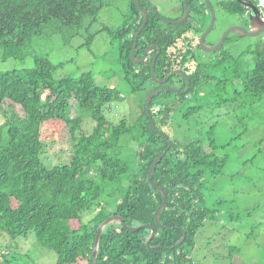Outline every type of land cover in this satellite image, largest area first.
Wrapping results in <instances>:
<instances>
[{"label": "trees", "instance_id": "16d2710c", "mask_svg": "<svg viewBox=\"0 0 264 264\" xmlns=\"http://www.w3.org/2000/svg\"><path fill=\"white\" fill-rule=\"evenodd\" d=\"M140 2L142 9L131 3L130 15L119 30L106 31L112 38L122 39L120 60L127 80L135 84L134 91L144 90L149 84H155L154 89L158 87L150 74L154 52L142 63L134 62L151 45L160 48L155 78L161 80L176 71V62L169 57L176 54L179 29L162 23L144 1ZM105 4L106 0H0L2 61L25 58L37 38L57 36L64 46L80 38L84 42L79 48L88 49L96 35L90 29ZM188 4L191 6V0ZM141 10L148 12V18L132 61L134 36L143 21ZM219 55L229 57L218 62L222 67L214 86L206 85L210 70L201 66L190 76L191 88L196 87V91L186 95L162 92L149 104L158 132L172 136L174 128H183L184 122L188 133L195 132L194 137L199 134L181 148L171 143L152 174L151 181L167 195L159 214L163 229L154 221L162 195L148 183L147 174L153 160L167 148V142L150 128L146 100L140 102L133 123L122 119L112 125L104 118L103 109L119 102L120 92L97 86L90 73L56 79L55 73L63 65L37 56L32 68L0 73V233L14 239L33 232L40 246L55 253V264H92L97 227L116 216L129 227H153L155 236L148 247L149 230L131 232L112 222L101 233L96 264H193L200 230L206 223L215 222L219 209L227 204L221 198L214 197L213 201L207 186L212 180L222 182L227 171L238 174L232 168L246 163L237 154L240 147H231L233 155L224 154L232 141L217 145V125L208 123L211 114L207 123L197 121L196 116L203 109L212 111L214 106L218 110L237 106L242 93L251 104L264 100V50L255 49L252 69L226 52ZM174 81L175 77L168 84ZM196 94L210 101L195 104ZM83 111L89 112L95 124L89 135L80 127ZM53 124L67 130L71 152L67 163L48 167L41 157L46 149L57 145L56 137L44 136L47 125ZM171 136L166 135L167 140ZM122 138L132 148L127 157L120 147ZM109 199L116 201L112 208ZM182 232L186 233L184 242L174 248ZM236 250L228 247V253ZM0 259V264H18L15 254H0Z\"/></svg>", "mask_w": 264, "mask_h": 264}, {"label": "rangeland", "instance_id": "374dc122", "mask_svg": "<svg viewBox=\"0 0 264 264\" xmlns=\"http://www.w3.org/2000/svg\"><path fill=\"white\" fill-rule=\"evenodd\" d=\"M140 1L146 3L145 0H139V8L142 3ZM148 2L147 7L156 12L158 19L176 23L175 20L181 13L182 0H148ZM131 3L136 6L135 0H106L105 6L100 10L90 29V32L96 35L88 49L79 48L84 42L80 38L75 39L69 46H64L57 36L37 38L30 48L29 55L23 59L2 61L0 52V73L32 68L34 56L46 58L54 65H63L57 69L56 79L90 73L97 86L117 89L121 95L119 102L105 106L104 118L112 125H116L122 119L129 124L133 123L139 113L140 102L142 103L151 92L156 90L155 84L147 85L144 90H133L135 84L127 80L123 62L120 60L122 39L112 38L106 33L107 30L115 32L124 25L125 19L130 15ZM174 27L172 26L173 30ZM220 31L216 27L213 35H218ZM251 42L252 40L248 39L230 38L224 48L233 59L246 63L247 68L252 69L255 63V48H247V44ZM201 55L205 60L210 61L218 57L216 52L201 53ZM215 81L211 79L208 83L212 87ZM235 86L241 93L242 89L238 82ZM231 93L232 91H229V96ZM209 101L202 94H196L193 99L195 104ZM210 114L212 119L209 118ZM81 116V130L89 135L95 124L89 112L83 111ZM196 117L201 123H207L206 120L209 119L208 123H215L219 133L214 136L217 145L223 146L232 141L224 154L231 153V147L233 149L240 147L237 154L239 153V158L244 159L246 163L244 167L232 168L238 174L227 171L222 182L217 183L212 180L207 186L213 201L214 197L221 198L227 204L225 208L219 209L220 215L215 222L206 223L200 230L192 257L193 264H264V100L260 104H251L242 93L237 106H230L225 110H218L214 106L212 111L203 109ZM183 123H181L183 128H174L172 136L170 133L164 134L170 135L172 139L167 141L176 143L175 146L179 148L199 136L198 134L194 137L195 132L188 133L187 123ZM46 131L44 136L49 139L56 137L57 145L43 152L42 162L48 167L67 163L71 152L67 130L63 125L53 124L47 125ZM41 135L43 137V133ZM126 141V138H122L120 147L123 149V156L127 157L132 153V148H128ZM107 202L111 208L116 204L115 199H112V202L109 199ZM229 246L236 247L237 250L228 253ZM5 253L15 254L18 264L56 263L55 253L40 246L33 232L14 239L0 233V254Z\"/></svg>", "mask_w": 264, "mask_h": 264}, {"label": "flooded vegetation", "instance_id": "af4514ba", "mask_svg": "<svg viewBox=\"0 0 264 264\" xmlns=\"http://www.w3.org/2000/svg\"><path fill=\"white\" fill-rule=\"evenodd\" d=\"M208 5L205 4L204 0H191V6L186 2L187 6V16L184 21L180 24L168 23L166 25H174L179 27L177 35L178 38L175 40V52L176 54L170 59L175 60L176 71L170 73L171 77L166 80L165 83L158 85L156 89H168L177 91L178 95H186L196 91L197 88L193 86L190 79L191 74L195 73L199 67L206 66L210 71L207 72L209 76L206 85L209 84L208 81L215 79L214 75H218L219 61L229 56L223 57L219 55L221 52L228 53L224 46L229 41L230 38H236L239 40L248 39L252 40L251 44H247V48H257L260 47L264 50V32L256 37H239L237 34L229 33L223 40L222 45L216 52L218 57L210 60H205L201 53H208L202 50L200 45V38L204 35L207 30L212 15L214 17V24L210 32L204 37L203 43L207 48L215 47L219 44L227 30L230 28H239L246 32H249L251 28L256 26L260 19H264V9L260 5V0H207ZM181 13L179 17L175 20L181 21L185 14V6L181 5ZM212 13V14H211ZM160 20V19H159ZM161 21V20H160ZM170 22V21H169ZM165 24V23H164ZM220 29V33L213 35L215 28ZM156 46V45H151ZM148 48V47H147ZM160 50V48H159ZM154 52L153 58L155 57L157 50L153 48L151 50ZM150 51V52H151ZM149 52V53H150ZM149 53L146 56L149 57ZM160 54V52H159ZM159 56V55H158ZM166 58H168L166 56ZM146 59V58H145ZM139 60V59H138ZM143 62V61H142ZM141 62V63H142ZM168 76V75H167ZM166 76V77H167ZM165 77V78H166ZM175 77L176 83L170 85L168 81ZM164 78V79H165ZM161 79L160 81L164 80ZM201 84H203V79H200ZM195 78L193 79V85ZM217 82V80L215 81ZM170 92V91H168ZM164 92V93H168ZM173 93V92H170Z\"/></svg>", "mask_w": 264, "mask_h": 264}, {"label": "water", "instance_id": "95a60500", "mask_svg": "<svg viewBox=\"0 0 264 264\" xmlns=\"http://www.w3.org/2000/svg\"><path fill=\"white\" fill-rule=\"evenodd\" d=\"M205 1V4L208 5V1L207 0H204ZM146 4L148 5L149 2L148 0H145ZM186 2L187 0H183V4L185 6V14H184V17L181 21L179 22H176L174 24H180L181 22L184 21L185 17L187 16V6H186ZM135 3H136V6L137 8H139V0H135ZM261 4V2H260ZM149 12H151L152 14H156L155 11H153L152 8L149 7ZM141 13L143 15V21H142V24L141 26L138 28V30L136 31L135 33V36H134V41H133V46H132V50H131V54H130V57L132 59V61L134 60V54H135V51H136V46H137V41H138V38H139V35L140 33L142 32L143 28L145 27L146 23H147V18H148V12L147 11H144V10H141ZM212 14V13H211ZM162 23H165V24H168L170 23L169 21H164V20H161ZM213 24H214V17L212 15V19H211V22L207 28V30L205 31L204 35L200 38V45H201V48L202 50L208 52V53H213V52H217L220 48V46L222 45V42L223 40L226 38V36L229 34V33H233V34H237L239 37H256L260 34H262L264 32V19H260L258 24L256 26H254L253 28H251V30L249 32H246L244 30H241L239 28H230L229 30H227V32L225 33V35L223 36V38L221 39V41L219 42L218 45H216L215 47H210V48H207L204 46V43H203V39L204 37L210 32V30L212 29L213 27ZM153 48H156L157 50V53L155 55V57L153 58L152 60V63H151V67H150V74H151V78L152 80L160 85V84H163L166 82V80H168L171 75H168L166 79L160 81V80H157L155 78V74H154V66H155V61L159 55V47L158 46H149L148 48H146L144 54H143V57L140 59V60H137V61H134L135 63H140L142 61H144L145 57L148 55V53L153 49ZM173 92V93H177V91L175 90H168V89H156L154 90L153 92H151L147 98H146V101H145V111H146V114H147V117H148V123H149V126L150 128L158 135L160 136L161 139L167 141V138L164 134H160L155 128H154V124H153V120L151 118V115H150V111H149V104H150V101L152 100V98L159 94V93H162V92ZM178 94V93H177ZM172 144L167 141V148L165 149V152H163L161 155L157 156L155 158V160L152 162L150 168H149V171H148V174H147V181L148 183L156 188L158 190V192H160V194L162 195V202L161 204L158 206V208L156 209L155 211V214H154V221H155V224L158 228L160 229H163V227L161 226L160 222H159V214H160V211L164 208L166 202H167V195L165 193V191L161 188H159L157 185H155L152 181H151V177H152V174L155 170V168L157 167V165L160 163L161 159L165 156L166 152L171 148ZM141 154V152L139 153ZM112 222H118L120 223L126 230L128 231H131V232H137L139 229H147L150 231V236L149 238L147 239L146 241V245L149 247V244L151 242V240L154 238L155 236V229L151 226H141V227H129L127 225H125L123 223V220L120 219L119 217H116V216H110L108 217L106 220H104L98 227H97V230H96V233H95V237H94V245H93V250H92V264H96V256H97V249H98V244H99V239H100V236H101V233L103 231V229L110 223ZM185 236H186V233L185 232H182V238L180 239V241L174 246V248H179L180 245L184 242V239H185ZM150 249H154V247H151Z\"/></svg>", "mask_w": 264, "mask_h": 264}, {"label": "bare ground", "instance_id": "6f19581e", "mask_svg": "<svg viewBox=\"0 0 264 264\" xmlns=\"http://www.w3.org/2000/svg\"><path fill=\"white\" fill-rule=\"evenodd\" d=\"M260 2H261V4L263 5V7H264V0H260Z\"/></svg>", "mask_w": 264, "mask_h": 264}, {"label": "clouds", "instance_id": "9594fccd", "mask_svg": "<svg viewBox=\"0 0 264 264\" xmlns=\"http://www.w3.org/2000/svg\"><path fill=\"white\" fill-rule=\"evenodd\" d=\"M261 5V4H260ZM262 6V5H261ZM262 8L264 9V7L262 6ZM156 15V14H155Z\"/></svg>", "mask_w": 264, "mask_h": 264}]
</instances>
